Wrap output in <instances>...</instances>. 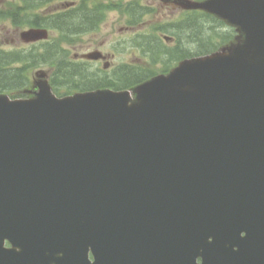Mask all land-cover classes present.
<instances>
[{
	"label": "water",
	"instance_id": "obj_1",
	"mask_svg": "<svg viewBox=\"0 0 264 264\" xmlns=\"http://www.w3.org/2000/svg\"><path fill=\"white\" fill-rule=\"evenodd\" d=\"M187 7L239 35L138 84L134 100L112 90L57 97L45 80L29 98L0 94V256L264 264V0ZM47 36L19 32L23 42Z\"/></svg>",
	"mask_w": 264,
	"mask_h": 264
},
{
	"label": "trees",
	"instance_id": "obj_2",
	"mask_svg": "<svg viewBox=\"0 0 264 264\" xmlns=\"http://www.w3.org/2000/svg\"><path fill=\"white\" fill-rule=\"evenodd\" d=\"M53 3L58 4L56 9L44 10ZM111 6L106 0H0V23L7 21L14 27L46 26L55 32L49 40L37 44L0 47V92L14 97L25 96L32 82V71L39 65L50 68V82L56 90L60 87L69 91L97 87L101 82L87 78L89 73L85 76V69L64 55L61 43L72 44L80 35L96 30ZM142 9L138 5L128 6L130 17H140ZM189 17L176 22L174 28L179 39L192 46V56L216 50L234 34L231 28L221 30L225 24L206 12L194 10ZM166 52L170 53L171 60L186 55L177 47ZM149 73L148 70L122 71L119 73L121 82H117L119 85L133 83L146 78Z\"/></svg>",
	"mask_w": 264,
	"mask_h": 264
},
{
	"label": "rangeland",
	"instance_id": "obj_3",
	"mask_svg": "<svg viewBox=\"0 0 264 264\" xmlns=\"http://www.w3.org/2000/svg\"><path fill=\"white\" fill-rule=\"evenodd\" d=\"M122 3H128L133 1H138L139 3L146 5L155 6V11L150 12L144 18L141 24L135 26H129L126 22V16L121 12L119 8H115V4L119 0H106L108 5H112L111 8L106 10L105 17L100 23L97 30L87 35H82L78 37L74 43L69 44L62 42L61 46L65 50L64 55H68L73 58L74 53L87 52L93 49H100L102 52H113L114 56L111 59L112 63L118 64L119 62H128L134 63L138 60H143L141 56L142 51L134 45V40L138 34L148 33L154 25L166 24L170 31L174 29V26L171 24L178 17V13L174 11L173 8L167 7L166 4L160 0H121ZM158 5H154L155 3ZM106 4V3H105ZM58 7L57 3H53L48 8V11L54 10ZM169 22V23H168ZM21 27H14L9 22L0 23V47L11 48L18 47L21 44L19 39V32ZM51 36L55 35V32L51 30ZM173 45L165 46V48H170ZM162 57L160 55L157 57V60L161 61ZM165 60V58H164ZM90 67L92 69H102L100 63H91ZM151 69H158V65L149 66ZM108 72L111 73L112 68H108ZM42 70L48 71L46 65H40L34 68L32 75L35 71ZM36 79L35 75L33 76ZM32 77V79H33Z\"/></svg>",
	"mask_w": 264,
	"mask_h": 264
},
{
	"label": "flooded vegetation",
	"instance_id": "obj_4",
	"mask_svg": "<svg viewBox=\"0 0 264 264\" xmlns=\"http://www.w3.org/2000/svg\"><path fill=\"white\" fill-rule=\"evenodd\" d=\"M161 2H163L164 4L167 5V7L169 8H173L175 12L178 13V16L181 18L182 17V14L185 12V13H188L190 12V10H185L183 9L182 6H184L185 4V1L187 0H160ZM160 1H158L157 3H155L154 5H158V3H160ZM151 7H154L153 5H151ZM169 38L165 39L163 36L159 37L160 38V41L162 43H165L166 45H173L172 47H177V50L182 54L183 51H185V54H191V49H192V46L191 45H187L185 43V41H183V39H179V36L176 34H169L168 35ZM105 54V58L107 59H98L96 61H88V60H85L83 58H80L79 56L76 57L78 60L80 61H83V62H101V64L103 65L104 63H107L108 64V68H112L113 70L111 71V74H101L99 71H95L93 73H90L89 76L87 78L91 79V80H102L103 78L106 80V83L107 85H110V86H99V87H111V88H114L112 83H118V82H121V74L119 73H122V71L128 73L130 71H128L131 63H128V62H119L118 64H114L112 63L111 59L113 58L114 56V53L113 52H106L104 53ZM138 63H140L142 66H144V63H145V59L143 60H138ZM116 70V71H115ZM115 71V72H114ZM163 71H167L166 68L163 69ZM118 81V82H117ZM124 87H119L117 89H132V85L133 84H130L128 82H126L125 84H123ZM94 88H98V87H94ZM3 246L8 248L10 247V243L9 241L7 240H4L3 242ZM198 261H200V259L198 258L197 259ZM0 264H16V260H14L13 258L11 257H3V256H0ZM25 264H29V262L26 261Z\"/></svg>",
	"mask_w": 264,
	"mask_h": 264
}]
</instances>
